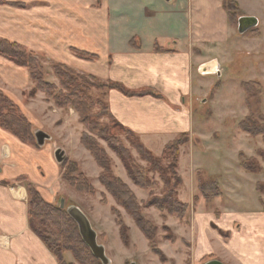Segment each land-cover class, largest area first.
I'll return each instance as SVG.
<instances>
[{"label": "crops", "instance_id": "obj_1", "mask_svg": "<svg viewBox=\"0 0 264 264\" xmlns=\"http://www.w3.org/2000/svg\"><path fill=\"white\" fill-rule=\"evenodd\" d=\"M225 1L7 0L12 5L0 9V36L80 73L119 81L132 90H156L160 97L127 96L111 89L107 101L113 116L160 155L182 133L190 134L191 139L202 137L206 123L197 115V105L207 102L209 92L214 93L211 103L216 102L226 67L242 48L241 34L230 23ZM234 1L241 6V0ZM244 15L250 14L244 11ZM157 45L162 50H156ZM75 50L97 58H82ZM210 63L218 66L220 75L209 70ZM31 83L26 67L0 55V90L35 122L32 107L39 100L26 103L23 98ZM191 144L189 153L193 155L196 147ZM51 151L49 144L35 147L0 127V264H60L30 227L29 193L21 180L27 177L45 200L53 202L55 195L49 187L57 183L60 165ZM230 165L222 170L223 175L221 169L212 171L194 162L188 165L192 180L197 169L217 176L223 195L209 205L202 197L196 213L191 208L187 235L175 233L185 238L191 250L189 257L178 253L182 264H199L209 256L226 264H264V208L257 190L264 172H247L240 163ZM179 171L182 175L181 168ZM122 178L140 199L148 198L149 193L128 174ZM249 180L260 195L253 209L239 206L247 201L244 188ZM227 195L238 205L227 203ZM165 223L177 229L173 216ZM174 243L160 245L164 251L167 247L175 251ZM175 255L177 251L167 256L173 259ZM110 259L115 260L112 255Z\"/></svg>", "mask_w": 264, "mask_h": 264}, {"label": "rangeland", "instance_id": "obj_2", "mask_svg": "<svg viewBox=\"0 0 264 264\" xmlns=\"http://www.w3.org/2000/svg\"><path fill=\"white\" fill-rule=\"evenodd\" d=\"M5 5H12V3L7 2V0H0V9ZM241 8L244 9L246 14H250L249 16H256L259 18V25L241 34L242 48H238L239 51L235 54L231 65L226 67V72L222 78L224 86L220 89L216 102L211 103L214 93L211 94L209 92L206 94L207 102H199V105H197V115L202 117L206 123L205 126H203L205 129L202 131V137L193 139L190 137L189 142L181 147L179 168H181L182 171L183 183L178 188V195L182 201H188L191 204V208L195 213L200 208V202L202 201V197H204L199 189L197 178V172L201 169L196 170V176L194 180H192L191 172L188 167L189 163L194 162L202 164L203 166L211 168L209 170L212 171L213 169H221L220 172L222 173V170L224 171L225 168L231 166V163H240L241 166V160L254 158L257 160V163L263 167L262 172L257 174H262L264 172V158L260 152H264L263 137L261 135L252 137L240 128V122L250 114L254 117L264 115V91L261 96L252 95L247 93L242 85V83L247 81H258L262 84L264 89V0H241L240 14L243 15L244 11ZM234 24L237 25V23ZM237 27L238 26H236L235 29ZM254 29H257L259 32L258 35H255ZM35 52L43 56L45 70L48 72L46 78L58 83V79L53 74L51 64L52 62L58 61L53 60L45 53ZM100 80L104 83L107 82L101 78ZM33 85L32 82L30 88L26 91H29ZM108 91L107 87H102L101 90H95L93 92L96 94L101 93L103 101L107 102ZM23 98L26 103L32 100H39L35 101L32 107L34 109L33 113L36 114V120L35 122L29 120L33 123L34 131L36 129H42L52 136V139L48 141L44 147L49 144L52 147L51 153L53 154L55 148L62 147L67 155V160L63 164H59L60 177L57 183L55 182L54 185L49 187L50 191L55 195V200L50 203L59 204L61 199L65 198L66 206L76 205L81 208L89 217L94 229L97 231L99 243L109 248V250H106L109 257H111V255L114 256L115 260L112 264H182L179 254L182 252V255L187 254V257H189L191 250L186 246L188 243L186 244L187 241L185 238L183 237L181 240L175 233L182 234L183 236L187 235V231L190 228V219L193 215L192 209L189 210L184 220H180L176 216H173L175 221H178L177 225L175 224L177 229H174L171 226L169 227L168 223H165V220L169 219V216L172 215L167 214L164 216L155 207H145L144 203L148 201L149 196L145 200L140 199V196L132 189L143 205L142 213L145 218L157 226V246L167 258V261L163 263L160 257L155 254L150 242L140 230L134 218L126 209L117 205L113 196L108 193L101 184L99 177L102 169L97 164L91 152L81 142L82 133L86 129L79 122L78 113L71 107H57L54 101L52 99H47L43 92H38L35 98L27 99L25 95ZM104 120L109 119L106 117ZM111 133L115 138V146L119 145V143H123V145L130 149L132 155L140 163L146 165L147 162L143 161L136 149L131 146V140L139 143L141 137L139 138L136 134H129L125 128L121 126H113ZM98 141L111 160L114 174L121 178L122 175H124L126 178V169L115 150L106 140L98 138ZM191 143L196 147L193 155L189 153L191 146H193ZM155 151L156 155L160 153L157 149H155ZM80 173H83L87 177L95 189L94 192L78 189L66 180V178L71 176L77 177ZM223 174L224 173L221 175ZM151 177L158 181L160 180L157 173H151ZM217 179L219 180L218 177ZM258 182H262L264 185V180ZM245 183L244 195L247 201L239 206H247L253 209L260 199V195L258 194L259 191H256L253 184H251V180ZM158 184H160V186L154 188L153 193L159 194L162 191V182L159 181ZM146 191L150 194L148 190ZM261 194L262 203V200H264V192ZM225 201L229 204L236 203L238 205V201L232 200L228 195ZM209 204L211 203L208 202V205ZM115 207L119 210L124 223L128 227L130 238L128 245L122 242L120 226L117 224V214L113 211ZM173 223L176 222L173 221ZM165 227H169L170 230H167ZM169 234L174 235L175 239H168L167 236ZM163 241H171L173 243L181 241V244L174 243V248H176L175 251L173 247H167L164 251L160 245ZM179 245H181L180 247L182 248H177ZM176 251L177 255H175V258L171 259L167 256L168 254L172 255V252ZM65 256L67 260L79 264L75 261L71 252H67ZM203 263L204 262H200L199 264Z\"/></svg>", "mask_w": 264, "mask_h": 264}, {"label": "trees", "instance_id": "obj_3", "mask_svg": "<svg viewBox=\"0 0 264 264\" xmlns=\"http://www.w3.org/2000/svg\"><path fill=\"white\" fill-rule=\"evenodd\" d=\"M224 6L228 11L231 25L238 26V19L242 16L239 4L234 0H226ZM234 23H237V25ZM254 32L255 35L259 33L257 29H254ZM156 50L159 51L162 48L157 45ZM75 52L82 58L92 60L97 58L95 55L79 50H75ZM0 55L28 69L30 79L34 85L29 91L23 92L27 99L35 98L38 92H43L46 98L52 99L57 107H71L78 113L79 122L86 129L82 133L81 142L91 152L102 169L99 177L101 184L113 196L117 205L126 209L134 218L138 227L150 242L155 254L165 263L167 258L157 246V226L145 218L142 213L143 205L129 184L114 174L111 160L99 143L98 138L106 140L115 150L133 183L150 192L148 201L144 203L145 207H155L164 216L168 214L184 220L191 209V204L182 201L178 195V188L183 183V178L179 173V162L181 147L189 142L190 134H180L175 140L166 145L161 155H156L147 148L141 139L139 143L131 140V146L136 149L140 158L147 162L144 165L132 155L130 149L123 143H119L117 146L114 145L115 138L111 133L113 126H121L129 134L134 135L136 133L122 125L113 116L108 101H103L101 93L96 94L93 91L107 87L108 90L116 89L127 96L153 95L160 97L161 95L154 89L132 90L119 81L108 80L104 83L95 75L80 73L69 65L60 62L51 63L53 74L58 79V83L50 81L46 78L48 72L45 70L43 56L17 41L1 36ZM242 85L249 94L256 96L263 94V86L258 81H247ZM219 86L217 84V87ZM106 117L109 120H104ZM263 121L264 115L254 117L250 114L240 122V128L252 137L261 135L264 140ZM0 127L13 133L21 141L39 147L34 135L33 123L23 112L20 105L2 90H0ZM260 152L264 158V152ZM241 166L251 173H261L263 170V167L254 158L241 160ZM151 173H157L159 181L162 182V191L159 194L153 193V189L159 187L160 184H158V180L151 177ZM197 178L199 189L206 201L211 202L223 195L216 176L209 175L201 169L197 172ZM21 180L26 182L29 193L30 227L57 256L60 264H76L74 261L66 260L65 255L67 252H71L75 261L79 264H102L82 239L77 223L68 214L66 208H61L60 203L54 204L45 200L37 187L27 181V177H22ZM66 180L78 189L95 191L83 173H80L77 177H68ZM257 190L260 193L264 192L262 182L257 183ZM262 204L264 207V200H262ZM113 211L117 214V224L120 226L122 242L128 245L130 240L128 227L124 223L119 210L115 207ZM165 228L170 230L169 227ZM167 238L170 240L175 239L172 234H169ZM210 259H212V256L206 258L204 262Z\"/></svg>", "mask_w": 264, "mask_h": 264}, {"label": "water", "instance_id": "obj_4", "mask_svg": "<svg viewBox=\"0 0 264 264\" xmlns=\"http://www.w3.org/2000/svg\"><path fill=\"white\" fill-rule=\"evenodd\" d=\"M258 25H259V18H257L256 16H249V15L240 16L238 19V32L240 34H244L248 30L258 27ZM209 70H212V72L217 73L219 75L221 74V72L218 69V66H215L214 64H211ZM34 135L39 147H44L45 144L52 139V136L48 132L42 129H36L34 131ZM54 156L59 164H63L67 160L66 152L62 147H58L55 149ZM60 207L66 208L68 214L77 223L80 235L82 236L84 242L91 249L93 255L96 258H98L102 262V264H112V261L106 252L105 245L99 243L98 233L94 229L91 220L83 212V210L76 205L66 206L65 198L61 199ZM203 264H226V263H224L220 259L213 258L204 262Z\"/></svg>", "mask_w": 264, "mask_h": 264}]
</instances>
